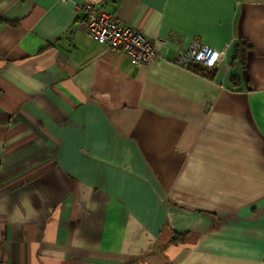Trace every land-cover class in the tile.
I'll use <instances>...</instances> for the list:
<instances>
[{"label":"crops","instance_id":"obj_1","mask_svg":"<svg viewBox=\"0 0 264 264\" xmlns=\"http://www.w3.org/2000/svg\"><path fill=\"white\" fill-rule=\"evenodd\" d=\"M89 2L155 41L91 40ZM224 56L176 65L192 41ZM0 264H264V0H0Z\"/></svg>","mask_w":264,"mask_h":264},{"label":"built area","instance_id":"obj_2","mask_svg":"<svg viewBox=\"0 0 264 264\" xmlns=\"http://www.w3.org/2000/svg\"><path fill=\"white\" fill-rule=\"evenodd\" d=\"M76 9L84 12L83 26L86 35L109 52L127 55L133 62L143 66L159 58L154 42L162 43L163 40L153 41L147 38L139 29L121 22L95 4L85 2L76 5ZM224 53V50L217 51L193 40L175 56L173 62L185 69L193 64L213 69L222 60Z\"/></svg>","mask_w":264,"mask_h":264},{"label":"trees","instance_id":"obj_3","mask_svg":"<svg viewBox=\"0 0 264 264\" xmlns=\"http://www.w3.org/2000/svg\"><path fill=\"white\" fill-rule=\"evenodd\" d=\"M189 69L191 71H194V72H197V73H200V74H205V75H207L209 72L212 71V68L204 67V66H201V65H198V64L191 65L189 67Z\"/></svg>","mask_w":264,"mask_h":264}]
</instances>
